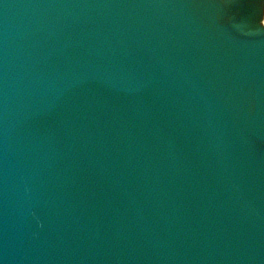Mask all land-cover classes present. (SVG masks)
Masks as SVG:
<instances>
[{
	"label": "water",
	"instance_id": "95a60500",
	"mask_svg": "<svg viewBox=\"0 0 264 264\" xmlns=\"http://www.w3.org/2000/svg\"><path fill=\"white\" fill-rule=\"evenodd\" d=\"M264 0H0V264H264Z\"/></svg>",
	"mask_w": 264,
	"mask_h": 264
}]
</instances>
